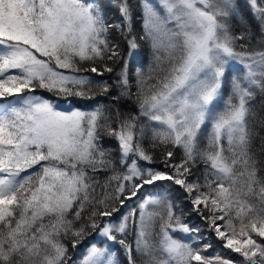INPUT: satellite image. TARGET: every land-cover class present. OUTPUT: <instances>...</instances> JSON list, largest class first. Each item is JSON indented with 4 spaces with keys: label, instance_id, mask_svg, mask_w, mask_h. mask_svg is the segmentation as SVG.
<instances>
[{
    "label": "snow or ice",
    "instance_id": "snow-or-ice-1",
    "mask_svg": "<svg viewBox=\"0 0 264 264\" xmlns=\"http://www.w3.org/2000/svg\"><path fill=\"white\" fill-rule=\"evenodd\" d=\"M137 7L139 31L131 0H0V264H72L86 241L75 264H264V170L253 152L259 139L264 153V117L252 106L264 96V39L249 47L257 31L264 38V0ZM142 46L151 61L133 73ZM117 89L112 103L134 97L138 115L81 106ZM148 186L155 196L138 222L130 212L98 223ZM175 186L203 227L178 214ZM216 245L232 255H209Z\"/></svg>",
    "mask_w": 264,
    "mask_h": 264
},
{
    "label": "trees",
    "instance_id": "trees-1",
    "mask_svg": "<svg viewBox=\"0 0 264 264\" xmlns=\"http://www.w3.org/2000/svg\"><path fill=\"white\" fill-rule=\"evenodd\" d=\"M131 2L133 4L134 8L136 9V20L134 22V27H135V29L137 31H139V29H140L139 8L137 6H138V4L140 2H142V0H131ZM117 17H118V13L116 12V10L114 8L110 9L109 10V18L110 19H116ZM233 28L236 30L235 34H239L238 26L237 27H233ZM261 39H264V38H262L259 35L258 31H257L256 33H254L253 39H252L251 44L249 45V47L250 48L260 47L261 45L259 44V41ZM141 53L142 54H141V57H140V61L139 62H134L131 65L133 73H135L136 69H138V68L142 69L143 71H145V73L148 70V66H149V63L151 61V54H150L149 50L147 49V47H143V46H142V49H141ZM87 66H89V65H86V67ZM118 70L119 69H117V71ZM235 74L236 73H234V75ZM91 75L96 80L100 79V77L96 76V74H91ZM109 76L112 77V80H110V83L114 82L115 74H106L103 77V79L108 80ZM132 90H133V92H135V88L134 87H133ZM228 92H230V85L226 89L225 99H227ZM37 93L39 95H44L47 98H51V99H53L55 101L56 100L60 101V102L65 101L64 98L54 97L53 94L44 92L43 90H39ZM118 94H119V90L118 89L117 90H113L111 95H109L107 97L99 96L96 101L88 102V104H84V105H81V106L90 107L92 105V103H97L98 102V103H101V104L109 105L110 107L113 108V110L119 109L123 113L132 112L133 114H137L138 115V109H136L135 104H134V97L132 99L121 98V100L118 103H115V104L112 103V96H116ZM262 105H264V96H262L261 94H259L257 92V94L255 96V99L252 101V106L254 107V110L257 113V118L258 119L260 117H264V107H262ZM141 123H146V121H144L143 118H141ZM257 130L259 131V129H257ZM102 135H103V133H102ZM260 136H264V131H260ZM148 140H149V137L146 136L144 138V147L146 149L150 148V144L148 143ZM101 143H102V145L105 148L109 149L113 153H116L118 151L117 150V143H116V141L113 138L105 136V138L101 141ZM160 151H161L160 149H157L153 153V155H155L157 157L156 166H160L159 165V152ZM253 152H254L255 158H256V160L258 162V167L260 169L264 170V153H262V145H261V142H260L259 139H257L255 141V143H254ZM143 162H146V161H140V163H143ZM174 162H176V163L179 162V153H177V159ZM146 163H148V162H146ZM198 167L200 168L201 171H203V165L202 164L199 165ZM98 178L101 181H103L106 178V176H105V174H101ZM145 189H146L145 191H147V193L149 195L155 196V190L152 189L151 186H148ZM168 196H169L170 199L174 198V202L178 205V214L180 212H183V217L182 218H183V221L185 223L189 224L190 226L191 225H198L200 227H203L201 220L195 214H193L191 212V209L188 206V202L183 199V195H182V192H181V189L179 188V186H175L172 189H170V191L168 193ZM127 202H128V200L125 202V204L123 206H121V208H120L121 210L120 211H122L123 209H124V211H126L128 209V208H126L127 205H128ZM85 215H87V214H85ZM114 217H116V216H114ZM105 219H107V218H100V220H98V223L103 222V220H105ZM96 235H97V233L90 234V236L88 237V240H90L91 242L97 240ZM86 243H87V241L85 243H82L81 245H79L76 250H70L69 256L72 258V261L83 250V248L86 246ZM113 251H117V249L114 248ZM208 254L209 255L219 254V255L224 256V257H228V256L232 255L231 253H229L225 249L221 248L219 245H216L214 248L210 249ZM117 255L119 257L121 255V251H117Z\"/></svg>",
    "mask_w": 264,
    "mask_h": 264
},
{
    "label": "rangeland",
    "instance_id": "rangeland-1",
    "mask_svg": "<svg viewBox=\"0 0 264 264\" xmlns=\"http://www.w3.org/2000/svg\"><path fill=\"white\" fill-rule=\"evenodd\" d=\"M149 2H152V0H149ZM233 27H237V25H233ZM234 74V73H233ZM37 95H39L38 93H36ZM47 98V97H46ZM49 99H51V98H49ZM53 100V99H52ZM55 103H59L60 104V107L62 108V109H67V108H69L71 105L68 103V102H66V101H62V102H60V101H55V100H53ZM143 165H145V166H148V163H146V162H143L142 163ZM146 189H144L137 197H133V198H131V199H133V200H131V199H129L128 200V202H127V207L126 208H128L126 211H124V209L122 210V211H120L118 214H115L114 216H116V217H112V218H107V219H105V220H103V222L102 223H109V222H112V223H119V220H120V217H122L123 215H125V214H127V213H130V212H135L136 213V219H137V222H138V220H139V205H140V203L145 199V198H147L148 196H150L148 193H147V191H145ZM152 196V195H151ZM131 200V201H130ZM127 201V200H126ZM121 210V209H120ZM149 211H153V208H151V206L149 207V209H148ZM181 235H186V234H183V233H181ZM96 238H97V240H95V241H93V242H97V241H99V240H101V239H103L102 237H100V235H99V233H97V235H96ZM79 259V255L72 261V264H75V262L77 261Z\"/></svg>",
    "mask_w": 264,
    "mask_h": 264
}]
</instances>
